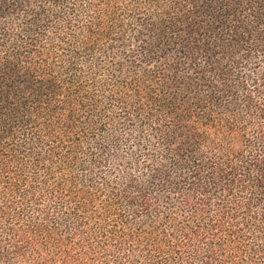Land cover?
Here are the masks:
<instances>
[{"label":"trees","instance_id":"16d2710c","mask_svg":"<svg viewBox=\"0 0 264 264\" xmlns=\"http://www.w3.org/2000/svg\"><path fill=\"white\" fill-rule=\"evenodd\" d=\"M0 264H264V0H0Z\"/></svg>","mask_w":264,"mask_h":264}]
</instances>
